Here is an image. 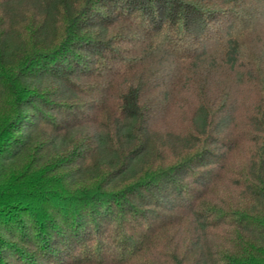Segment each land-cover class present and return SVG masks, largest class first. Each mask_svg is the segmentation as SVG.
<instances>
[{
	"label": "trees",
	"instance_id": "16d2710c",
	"mask_svg": "<svg viewBox=\"0 0 264 264\" xmlns=\"http://www.w3.org/2000/svg\"><path fill=\"white\" fill-rule=\"evenodd\" d=\"M0 264H264V0H0Z\"/></svg>",
	"mask_w": 264,
	"mask_h": 264
},
{
	"label": "rangeland",
	"instance_id": "374dc122",
	"mask_svg": "<svg viewBox=\"0 0 264 264\" xmlns=\"http://www.w3.org/2000/svg\"><path fill=\"white\" fill-rule=\"evenodd\" d=\"M180 114L179 113H177V112H174L173 113V115H172V117H171V119L173 120V125H172V127L175 125L176 127H182V125H181V122H180V120H181V117H178ZM239 125H240V122H239ZM243 126H241V128H242ZM54 179V181H57V179L56 178H53Z\"/></svg>",
	"mask_w": 264,
	"mask_h": 264
}]
</instances>
